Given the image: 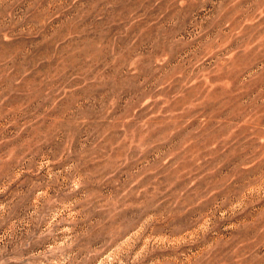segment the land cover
<instances>
[{
	"label": "rangeland",
	"instance_id": "obj_1",
	"mask_svg": "<svg viewBox=\"0 0 264 264\" xmlns=\"http://www.w3.org/2000/svg\"><path fill=\"white\" fill-rule=\"evenodd\" d=\"M0 264H264V0H0Z\"/></svg>",
	"mask_w": 264,
	"mask_h": 264
}]
</instances>
